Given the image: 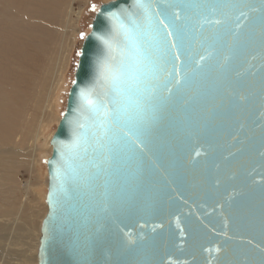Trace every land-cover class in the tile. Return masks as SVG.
I'll return each instance as SVG.
<instances>
[{
    "label": "water",
    "instance_id": "water-1",
    "mask_svg": "<svg viewBox=\"0 0 264 264\" xmlns=\"http://www.w3.org/2000/svg\"><path fill=\"white\" fill-rule=\"evenodd\" d=\"M193 2L221 0H176L181 6ZM230 2L235 6L216 14L225 21L219 27L200 28L198 14L201 21L206 14L201 9L186 15L181 7L169 10L170 18L172 11L181 13L174 22L184 28L183 46L171 51L181 57L175 65L182 72L186 56L198 59L211 51L205 71L183 85L182 96L173 88L172 103L150 128L126 125L133 140H143V151L122 148L119 170L106 186L103 179L88 187L68 185L65 197L57 170L70 152L77 121L84 122L81 90L96 85L98 61L106 55L96 37L112 32L110 13L136 11L133 0L100 4L51 140L38 264H264L261 0ZM237 17L242 27L228 47ZM160 28L164 35L172 30ZM168 39L179 43L175 36ZM114 47L118 58L119 47Z\"/></svg>",
    "mask_w": 264,
    "mask_h": 264
},
{
    "label": "rangeland",
    "instance_id": "rangeland-1",
    "mask_svg": "<svg viewBox=\"0 0 264 264\" xmlns=\"http://www.w3.org/2000/svg\"><path fill=\"white\" fill-rule=\"evenodd\" d=\"M6 1L0 0V201L4 193L9 199L8 216L0 219V264H38L50 138L90 22L111 0Z\"/></svg>",
    "mask_w": 264,
    "mask_h": 264
},
{
    "label": "snow or ice",
    "instance_id": "snow-or-ice-1",
    "mask_svg": "<svg viewBox=\"0 0 264 264\" xmlns=\"http://www.w3.org/2000/svg\"><path fill=\"white\" fill-rule=\"evenodd\" d=\"M234 6L230 0L212 4L193 2L183 6L176 0H163L162 4L157 0H133L132 7L136 11L121 9L109 14L113 21L112 32L96 37L106 50L105 57L98 61L96 85L82 89L80 93L84 122L77 121L74 142L68 146L70 152L57 170L65 197L69 195L68 185L88 187L103 179L106 186L107 178L119 170L122 148L143 151L140 148L143 140L139 136L133 140L129 135L131 128L126 130V125L135 122L145 130L150 128L162 119V109L172 103L173 88L182 96L183 85L205 71L204 62L212 56L207 49L208 56L200 55L198 59L186 56L182 72L175 65L174 60L181 57L178 54L172 56L171 51L183 46L184 28L174 22L182 19L181 13L172 11L170 18L169 10L181 7L186 15L191 9H201L206 14L202 15V21L198 14L197 24L203 28L204 24L224 25L225 21L216 14ZM154 8L159 11H153ZM261 10L258 23L264 43V0H261ZM240 15L246 16V13L241 11ZM165 20L170 22L165 23ZM160 25L172 30L164 35ZM241 27L237 17L236 30L229 29L228 47L237 40ZM173 36L179 43L169 42L168 37ZM114 45L119 47L118 58L113 55ZM227 59L225 57V62ZM170 64L171 68L168 67ZM195 154L199 156L200 152ZM103 195L106 197V193Z\"/></svg>",
    "mask_w": 264,
    "mask_h": 264
},
{
    "label": "bare ground",
    "instance_id": "bare-ground-1",
    "mask_svg": "<svg viewBox=\"0 0 264 264\" xmlns=\"http://www.w3.org/2000/svg\"><path fill=\"white\" fill-rule=\"evenodd\" d=\"M9 1V0H8ZM8 1H6L7 3H8ZM12 1V0H11ZM11 4H12V2H11ZM6 5H8V4H6ZM10 6L8 5V6H6V8H9ZM10 10V9H9ZM9 10L7 9V12H9ZM60 123V122H59ZM59 125V124H58ZM58 125H57V127H58ZM57 129V128H56ZM55 134V133H54ZM54 136V135H53ZM53 136L50 138V146H51V140H52V138H53ZM52 147V146H51ZM0 165H1V163H0ZM16 175V174H15ZM27 190H28V188H27ZM7 199H9V197L7 198L6 196H5V193H4V195H3V198L1 199V211H0V219H2V218H4V217H7L8 215H7V210H6V208H5V210H4V207H6V200ZM10 200H12L11 198H10ZM12 203V202H11ZM8 204V203H7ZM16 204V203H15ZM9 205H10V203H9ZM8 206V205H7ZM13 206V205H12ZM14 207V206H13ZM11 209V208H10ZM11 211V210H10ZM13 211V210H12ZM9 212V211H8ZM33 213V212H32ZM35 214H37L36 212H34ZM7 216H6V215ZM8 214H10V212L8 213ZM39 214V213H38ZM10 217V216H9ZM5 219V218H4ZM44 220V219H43ZM43 222V221H42ZM3 225V224H2ZM42 225V224H41ZM40 234H41V232H40ZM41 238V237H40ZM40 242V241H39Z\"/></svg>",
    "mask_w": 264,
    "mask_h": 264
},
{
    "label": "trees",
    "instance_id": "trees-1",
    "mask_svg": "<svg viewBox=\"0 0 264 264\" xmlns=\"http://www.w3.org/2000/svg\"><path fill=\"white\" fill-rule=\"evenodd\" d=\"M93 6V5H92Z\"/></svg>",
    "mask_w": 264,
    "mask_h": 264
}]
</instances>
